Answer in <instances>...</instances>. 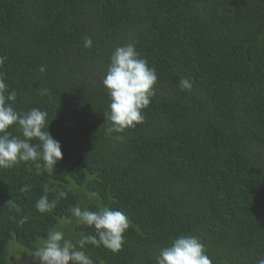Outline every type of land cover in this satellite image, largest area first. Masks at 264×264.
I'll return each mask as SVG.
<instances>
[{
  "label": "trees",
  "instance_id": "obj_1",
  "mask_svg": "<svg viewBox=\"0 0 264 264\" xmlns=\"http://www.w3.org/2000/svg\"><path fill=\"white\" fill-rule=\"evenodd\" d=\"M127 43L156 69V95L143 123L106 135L102 79ZM0 56L10 103L47 111L63 153L51 175L0 169V264L31 259L52 229L94 235L66 222L76 205L129 219L119 252L86 246L93 264H156L180 235L197 236L212 264L264 257V0H0ZM58 190L67 198L38 212Z\"/></svg>",
  "mask_w": 264,
  "mask_h": 264
},
{
  "label": "clouds",
  "instance_id": "obj_2",
  "mask_svg": "<svg viewBox=\"0 0 264 264\" xmlns=\"http://www.w3.org/2000/svg\"><path fill=\"white\" fill-rule=\"evenodd\" d=\"M91 38H86L84 47L92 46ZM5 56H0V66H3ZM44 72L45 67L41 66ZM158 77L154 67H150L145 58H141L134 43L118 46L110 56V63L102 79V85L107 90L110 99L108 111L104 113L110 126L106 135L123 133L126 129H135L143 123V109L147 108L156 95L155 85ZM182 91L191 92L193 83L189 78L179 82ZM47 91V90H45ZM7 92V95L5 93ZM17 98L15 90L8 92L2 75H0V169H9L24 163L28 170L35 169L36 175L52 174L56 165L63 158L61 144L48 131V113L39 108L27 112H18L10 102ZM47 126V130L45 127ZM15 128L19 135H13L9 129ZM122 140V136H116ZM27 190V189H22ZM90 199L96 193H85ZM68 196V191L58 190L54 199L41 196L35 208L40 213L54 210L61 199ZM16 211L20 208L17 206ZM71 217L77 225L94 228V235H82L79 238H68L64 231L52 229L47 232V238H42L40 245L33 250L32 256L39 264H93L85 248L88 245L103 246L109 251L119 252L124 244V233L130 227L129 219L120 210L101 207L96 211L81 206H73ZM27 217L18 221L23 225ZM156 264H212L206 254L205 245L197 236L180 235L169 246L159 249L155 257ZM256 264H264V257L257 256Z\"/></svg>",
  "mask_w": 264,
  "mask_h": 264
},
{
  "label": "rangeland",
  "instance_id": "obj_3",
  "mask_svg": "<svg viewBox=\"0 0 264 264\" xmlns=\"http://www.w3.org/2000/svg\"><path fill=\"white\" fill-rule=\"evenodd\" d=\"M14 250H18V251L11 252L12 260H14L16 257H19L23 253V249L18 248V245L14 246ZM14 264H39V261L35 259L33 256H31V259L26 258L24 261L15 259ZM69 264H71V261L69 262Z\"/></svg>",
  "mask_w": 264,
  "mask_h": 264
},
{
  "label": "flooded vegetation",
  "instance_id": "obj_4",
  "mask_svg": "<svg viewBox=\"0 0 264 264\" xmlns=\"http://www.w3.org/2000/svg\"><path fill=\"white\" fill-rule=\"evenodd\" d=\"M71 264H72V262H71Z\"/></svg>",
  "mask_w": 264,
  "mask_h": 264
}]
</instances>
